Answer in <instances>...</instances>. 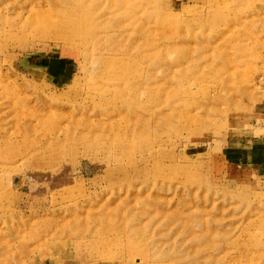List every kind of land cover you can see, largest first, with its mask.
<instances>
[{"label":"rangeland","instance_id":"obj_1","mask_svg":"<svg viewBox=\"0 0 264 264\" xmlns=\"http://www.w3.org/2000/svg\"><path fill=\"white\" fill-rule=\"evenodd\" d=\"M70 1L0 0V264H264V0Z\"/></svg>","mask_w":264,"mask_h":264},{"label":"bare ground","instance_id":"obj_2","mask_svg":"<svg viewBox=\"0 0 264 264\" xmlns=\"http://www.w3.org/2000/svg\"><path fill=\"white\" fill-rule=\"evenodd\" d=\"M90 7L93 8L91 5L80 6L70 0H63L62 5L49 7L50 10L46 11L49 13V17L38 23L34 22V28L43 35L54 34L55 36L64 37L69 34L72 38H79L92 47H99L100 41L112 36L102 34L105 26H101L96 21L100 16H94L96 11L90 9ZM114 32L116 31H113L112 34ZM109 41H112V39H109Z\"/></svg>","mask_w":264,"mask_h":264},{"label":"crops","instance_id":"obj_3","mask_svg":"<svg viewBox=\"0 0 264 264\" xmlns=\"http://www.w3.org/2000/svg\"><path fill=\"white\" fill-rule=\"evenodd\" d=\"M249 159V158H248ZM263 160H264V158H263Z\"/></svg>","mask_w":264,"mask_h":264}]
</instances>
